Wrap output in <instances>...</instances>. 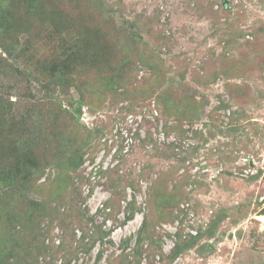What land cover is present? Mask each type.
Returning a JSON list of instances; mask_svg holds the SVG:
<instances>
[{
	"label": "rangeland",
	"instance_id": "374dc122",
	"mask_svg": "<svg viewBox=\"0 0 264 264\" xmlns=\"http://www.w3.org/2000/svg\"><path fill=\"white\" fill-rule=\"evenodd\" d=\"M0 22L3 264H264V0H0Z\"/></svg>",
	"mask_w": 264,
	"mask_h": 264
},
{
	"label": "trees",
	"instance_id": "16d2710c",
	"mask_svg": "<svg viewBox=\"0 0 264 264\" xmlns=\"http://www.w3.org/2000/svg\"><path fill=\"white\" fill-rule=\"evenodd\" d=\"M0 27H3V24L1 22H0ZM81 103H82L81 100H77L76 105L74 106V111L77 113V115L80 111ZM66 156L67 157H65L66 160H65V165H64L65 167L67 166V167H70L73 169V168H76L77 166H79L83 161V157L79 154H76L75 152L71 153L69 156L68 155H66ZM58 166H60V165L57 164V167ZM74 252H76V251H74ZM3 260H4V256L1 255V251H0V262H1V264H3Z\"/></svg>",
	"mask_w": 264,
	"mask_h": 264
},
{
	"label": "water",
	"instance_id": "95a60500",
	"mask_svg": "<svg viewBox=\"0 0 264 264\" xmlns=\"http://www.w3.org/2000/svg\"><path fill=\"white\" fill-rule=\"evenodd\" d=\"M257 214L264 217V205L257 211ZM263 223H264V219H263Z\"/></svg>",
	"mask_w": 264,
	"mask_h": 264
},
{
	"label": "bare ground",
	"instance_id": "6f19581e",
	"mask_svg": "<svg viewBox=\"0 0 264 264\" xmlns=\"http://www.w3.org/2000/svg\"><path fill=\"white\" fill-rule=\"evenodd\" d=\"M255 217H257L258 219H261V220H263V219H264V217H263V216H261V215H258V214H257V212H256V214H255Z\"/></svg>",
	"mask_w": 264,
	"mask_h": 264
},
{
	"label": "built area",
	"instance_id": "2783aa9c",
	"mask_svg": "<svg viewBox=\"0 0 264 264\" xmlns=\"http://www.w3.org/2000/svg\"><path fill=\"white\" fill-rule=\"evenodd\" d=\"M244 161L246 160V159H243Z\"/></svg>",
	"mask_w": 264,
	"mask_h": 264
}]
</instances>
